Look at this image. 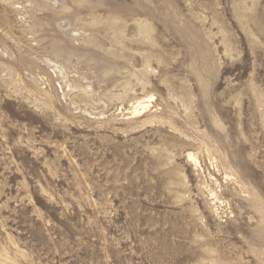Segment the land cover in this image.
Instances as JSON below:
<instances>
[{"label": "rangeland", "instance_id": "374dc122", "mask_svg": "<svg viewBox=\"0 0 264 264\" xmlns=\"http://www.w3.org/2000/svg\"><path fill=\"white\" fill-rule=\"evenodd\" d=\"M0 264H264V0H0Z\"/></svg>", "mask_w": 264, "mask_h": 264}, {"label": "bare ground", "instance_id": "6f19581e", "mask_svg": "<svg viewBox=\"0 0 264 264\" xmlns=\"http://www.w3.org/2000/svg\"><path fill=\"white\" fill-rule=\"evenodd\" d=\"M59 69H60V71H61V73H63L64 74V71H63V67H61V66H57ZM63 68V69H62ZM67 73V72H66ZM66 76V75H65ZM150 97V96H149ZM148 97V99H149V101H150V98ZM148 101V100H147ZM146 101V102H147ZM145 101H141V100H139L138 102H137V104L136 105H134V111H133V113L135 114V115H138V114H140L142 111L144 112L146 109H148V107L150 106V103H146ZM190 157L191 158H193V159H195V157L192 155V154H190ZM195 161H196V163H199L198 162V160L197 159H195ZM230 178V179H229ZM226 179H228V181L229 182H231L232 184H233V188L238 192V193H240L241 194V196L242 197H245L246 198V195H244V194H246V193H248V196H251V195H249V194H251L250 193V191L248 190V189H244V185L242 184V185H240V181L237 179V177L235 178V177H226ZM213 195H214V193H213Z\"/></svg>", "mask_w": 264, "mask_h": 264}]
</instances>
